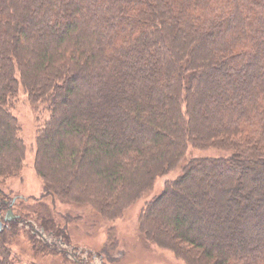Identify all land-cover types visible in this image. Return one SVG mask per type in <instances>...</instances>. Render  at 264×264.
<instances>
[{
	"label": "trees",
	"instance_id": "trees-1",
	"mask_svg": "<svg viewBox=\"0 0 264 264\" xmlns=\"http://www.w3.org/2000/svg\"><path fill=\"white\" fill-rule=\"evenodd\" d=\"M19 87L49 115L43 197L114 222L180 168L140 212L145 241L184 264H264V0H0L2 179L25 158ZM21 217L1 215L0 264Z\"/></svg>",
	"mask_w": 264,
	"mask_h": 264
},
{
	"label": "rangeland",
	"instance_id": "rangeland-1",
	"mask_svg": "<svg viewBox=\"0 0 264 264\" xmlns=\"http://www.w3.org/2000/svg\"><path fill=\"white\" fill-rule=\"evenodd\" d=\"M8 109L16 118L18 136L25 148L19 175L0 178V200H10L14 204L10 210L0 211V218L8 211L14 217L11 221L22 216L10 246L12 264H184L170 251L146 242L137 226L144 205L160 194L165 181L178 176L180 168L159 178L151 191L127 207L114 222H109L89 206L42 196V182L33 169L35 142L37 131L48 121L49 115L44 106L35 108L30 103L22 87ZM213 154L218 155L214 151H191L186 161ZM47 221L62 235L42 230L41 225ZM109 231L112 236H108ZM31 235L41 246L47 244L54 253L38 252L29 242Z\"/></svg>",
	"mask_w": 264,
	"mask_h": 264
},
{
	"label": "water",
	"instance_id": "water-1",
	"mask_svg": "<svg viewBox=\"0 0 264 264\" xmlns=\"http://www.w3.org/2000/svg\"><path fill=\"white\" fill-rule=\"evenodd\" d=\"M12 218H14V217L11 215V211H8L7 214H6V216L3 217V219H4L5 222L11 221Z\"/></svg>",
	"mask_w": 264,
	"mask_h": 264
}]
</instances>
